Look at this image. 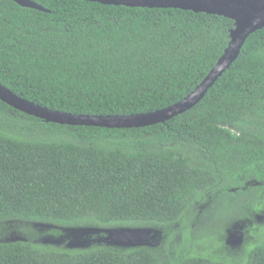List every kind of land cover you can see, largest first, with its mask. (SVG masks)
I'll return each mask as SVG.
<instances>
[{
	"label": "trees",
	"instance_id": "16d2710c",
	"mask_svg": "<svg viewBox=\"0 0 264 264\" xmlns=\"http://www.w3.org/2000/svg\"><path fill=\"white\" fill-rule=\"evenodd\" d=\"M0 0V84L42 108L131 116L189 96L234 22L179 9ZM262 216L244 256L196 253L198 209ZM157 231L167 264H264V28L190 110L118 129L47 123L0 101V224ZM54 234H59L55 231ZM251 247H248L250 246ZM155 249L0 241V264H162Z\"/></svg>",
	"mask_w": 264,
	"mask_h": 264
},
{
	"label": "water",
	"instance_id": "95a60500",
	"mask_svg": "<svg viewBox=\"0 0 264 264\" xmlns=\"http://www.w3.org/2000/svg\"><path fill=\"white\" fill-rule=\"evenodd\" d=\"M22 8L46 12L31 0H12ZM102 5L131 8L179 9L228 18L234 22L230 41L223 55L199 86L185 99L154 113L131 116H81L60 113L34 105L17 97L0 84V101L29 116L47 123L101 128H140L164 123L194 107L226 69L236 60L248 36L264 28V0H83ZM147 235V234H146ZM128 247L141 246L138 243Z\"/></svg>",
	"mask_w": 264,
	"mask_h": 264
},
{
	"label": "rangeland",
	"instance_id": "374dc122",
	"mask_svg": "<svg viewBox=\"0 0 264 264\" xmlns=\"http://www.w3.org/2000/svg\"><path fill=\"white\" fill-rule=\"evenodd\" d=\"M230 205L229 201H222L220 196H209L199 207L192 227L193 239L197 240L193 245L196 253L207 255L222 251L223 256L231 262L244 256L243 248L250 238L255 239L252 235L256 225L261 224L262 216L251 213L242 217L238 213H227ZM55 231L59 234H54ZM27 237L44 246L63 245L69 249L85 248L93 244L124 248L135 242L155 249L154 253L161 263L167 264L161 240L154 230H65L49 225L20 222L0 224V241L24 240Z\"/></svg>",
	"mask_w": 264,
	"mask_h": 264
}]
</instances>
